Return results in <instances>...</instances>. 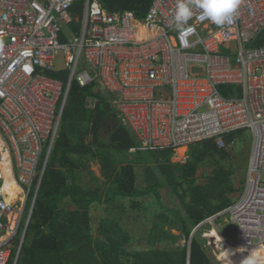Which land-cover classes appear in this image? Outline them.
Instances as JSON below:
<instances>
[{"label": "built area", "instance_id": "obj_1", "mask_svg": "<svg viewBox=\"0 0 264 264\" xmlns=\"http://www.w3.org/2000/svg\"><path fill=\"white\" fill-rule=\"evenodd\" d=\"M76 1L0 0V264H11L15 250L17 264L73 82H98L145 149L206 140L224 149L227 135L251 131L246 190L228 211L235 240L221 233L224 214L192 236L217 256L218 236L226 248L264 253V0H240L225 27L194 9L187 36L175 27L176 0H154L143 18L100 0H83L76 17ZM59 56L65 67L57 70ZM48 71L67 72V82ZM225 86L239 92L225 96ZM12 187L23 194L20 207Z\"/></svg>", "mask_w": 264, "mask_h": 264}, {"label": "trees", "instance_id": "obj_2", "mask_svg": "<svg viewBox=\"0 0 264 264\" xmlns=\"http://www.w3.org/2000/svg\"><path fill=\"white\" fill-rule=\"evenodd\" d=\"M100 1L112 13L134 12L136 16L143 18L154 0ZM82 7L83 0H77L72 9L76 17L81 15ZM46 74L64 82L68 80L65 71H48ZM235 90L239 92L235 86H225L221 88V93L229 96ZM88 98L97 100L94 109L87 108ZM110 100V96L104 93L98 82L86 87L73 82L63 111L62 122L75 118L80 121L87 115L83 120L89 124L85 135H91L94 143L99 140L103 128L110 125L113 127L111 143L117 151L121 153L137 151L138 139L135 133L122 122L120 114L111 105ZM244 131L227 135L226 147ZM79 139V145L74 144L64 133L56 139L17 264H214L205 251L207 241L202 239L199 233L195 236L192 234L201 223L232 206V198L235 197L237 189L232 182L231 172L223 167L217 168L212 173L206 185L195 186L193 183L199 163L208 155L226 158L227 148H218L214 140L193 144L199 145L200 149L192 152L187 163L181 166V182H177L172 172L166 174L167 182L172 189L175 192L181 189L179 190L181 197L189 200L188 203L183 201L186 216L177 214L181 225L180 231L187 245L183 249L171 251L130 252L111 238L93 239L90 209L94 204H110L119 198L135 199L149 192L161 201L159 190L161 185L149 184L145 191H139L136 188L135 168L132 164H128L114 176V181L105 196H102L98 190L85 191L75 182L78 166L70 156L93 155L94 150L91 145L85 144L82 136ZM147 150H155L157 160L166 164L175 151L174 148ZM66 200H70L77 209L66 211L62 207V203ZM18 202L17 197L16 203ZM16 206L19 207V204ZM224 249V252L219 254V261L222 264H229V261L230 264H240L250 251H256L264 257L263 252L259 250L243 251L232 246ZM16 254L17 251H13L11 264Z\"/></svg>", "mask_w": 264, "mask_h": 264}, {"label": "rangeland", "instance_id": "obj_3", "mask_svg": "<svg viewBox=\"0 0 264 264\" xmlns=\"http://www.w3.org/2000/svg\"><path fill=\"white\" fill-rule=\"evenodd\" d=\"M74 28L75 26L69 27V29ZM65 31L68 32V28H65ZM62 41L65 40L62 38ZM64 67L65 59L63 56H59L56 61V69L60 70ZM87 108L94 109V104H88ZM86 117L84 116L80 121L75 118L65 123L62 122L58 132V136L64 133L77 145L80 144L79 138L82 136L85 144L93 147V155L70 156L78 166L75 180L77 185L85 191L98 190L102 196H105L114 181V176L128 164H132L135 168L136 188L139 191H145L149 184L158 183L161 185L159 189L161 201H158L149 192L145 196L135 199L119 198L110 204H94L90 209L93 239L111 238L130 252L183 249L187 242L180 231L181 225L177 214L186 216L183 201L189 200L181 197V193H179L181 189L178 192L172 189L167 182L166 174L169 171L172 172L177 182H181V166L187 163L191 153L199 150L200 146L176 148L167 164L157 160L155 150L141 147L137 140V151L121 153L111 143L112 126L106 125L99 140L95 143L91 135H85V131L89 127L88 122L83 121ZM252 143V132L246 130L230 146L226 147L228 153L226 158L208 155L198 165L193 183L195 186L206 185L217 168L223 167L232 174V182L237 189L235 197L232 198V206L215 215L224 214L219 220L222 225L229 223L228 211L245 193ZM65 174L67 175L66 172ZM62 207L68 212L77 209L70 200L64 201ZM215 241V248L219 250L218 256L207 246V243L205 251L214 264H221L219 254L225 249L224 247L220 248V245L222 242L226 245L228 243L220 236Z\"/></svg>", "mask_w": 264, "mask_h": 264}, {"label": "clouds", "instance_id": "obj_4", "mask_svg": "<svg viewBox=\"0 0 264 264\" xmlns=\"http://www.w3.org/2000/svg\"><path fill=\"white\" fill-rule=\"evenodd\" d=\"M239 5L240 0H176L175 27L183 36L194 32L192 27H186L194 15V9L199 10L200 20L207 19L217 27L235 24ZM240 264H264V257L250 251Z\"/></svg>", "mask_w": 264, "mask_h": 264}, {"label": "water", "instance_id": "obj_5", "mask_svg": "<svg viewBox=\"0 0 264 264\" xmlns=\"http://www.w3.org/2000/svg\"><path fill=\"white\" fill-rule=\"evenodd\" d=\"M197 71H200V69L197 70ZM30 219H29V222H30ZM28 225H29V223H28ZM28 225H27V228H28ZM221 233L224 236L229 237V238L235 240V238H236V226L233 225V224H226V225H224L221 228ZM25 235H26V233H25ZM17 262H18V260H17Z\"/></svg>", "mask_w": 264, "mask_h": 264}, {"label": "bare ground", "instance_id": "obj_6", "mask_svg": "<svg viewBox=\"0 0 264 264\" xmlns=\"http://www.w3.org/2000/svg\"><path fill=\"white\" fill-rule=\"evenodd\" d=\"M8 191L10 193L11 200L14 202V204H16V205L19 204V207H20L21 206V202H22V196H23L22 192H17L13 187L11 189H9ZM17 197L19 198V202L18 203H16V198ZM222 247H224V248L226 247V244L224 242H222L221 245H220V248H222ZM241 250L247 251L245 249H241Z\"/></svg>", "mask_w": 264, "mask_h": 264}, {"label": "crops", "instance_id": "obj_7", "mask_svg": "<svg viewBox=\"0 0 264 264\" xmlns=\"http://www.w3.org/2000/svg\"><path fill=\"white\" fill-rule=\"evenodd\" d=\"M264 254V253H263Z\"/></svg>", "mask_w": 264, "mask_h": 264}]
</instances>
